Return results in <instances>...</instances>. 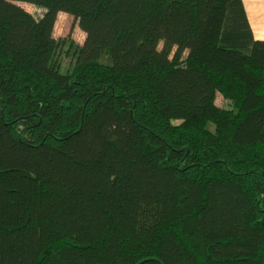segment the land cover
<instances>
[{"label": "trees", "instance_id": "16d2710c", "mask_svg": "<svg viewBox=\"0 0 264 264\" xmlns=\"http://www.w3.org/2000/svg\"><path fill=\"white\" fill-rule=\"evenodd\" d=\"M61 13L85 34L66 72ZM0 264H264L243 0H0Z\"/></svg>", "mask_w": 264, "mask_h": 264}, {"label": "rangeland", "instance_id": "374dc122", "mask_svg": "<svg viewBox=\"0 0 264 264\" xmlns=\"http://www.w3.org/2000/svg\"><path fill=\"white\" fill-rule=\"evenodd\" d=\"M18 5L37 18L43 15L44 11L35 6L26 3H18ZM54 36L61 43L58 59L62 66L61 70L66 72L74 61L72 51L84 43L85 34L71 16L61 13L56 22ZM216 104L224 109L230 108L229 102L221 96L217 97ZM211 127L213 129V125Z\"/></svg>", "mask_w": 264, "mask_h": 264}, {"label": "crops", "instance_id": "0c3cea01", "mask_svg": "<svg viewBox=\"0 0 264 264\" xmlns=\"http://www.w3.org/2000/svg\"><path fill=\"white\" fill-rule=\"evenodd\" d=\"M254 39L264 41V0H243Z\"/></svg>", "mask_w": 264, "mask_h": 264}]
</instances>
